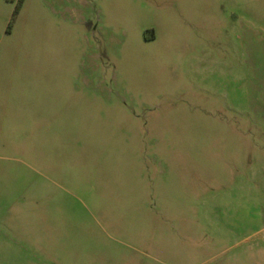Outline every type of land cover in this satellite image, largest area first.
Segmentation results:
<instances>
[{
  "label": "rangeland",
  "instance_id": "374dc122",
  "mask_svg": "<svg viewBox=\"0 0 264 264\" xmlns=\"http://www.w3.org/2000/svg\"><path fill=\"white\" fill-rule=\"evenodd\" d=\"M0 264H264V0H0Z\"/></svg>",
  "mask_w": 264,
  "mask_h": 264
}]
</instances>
